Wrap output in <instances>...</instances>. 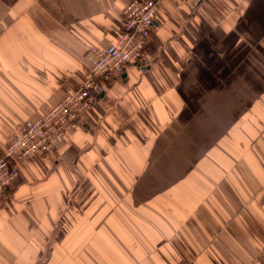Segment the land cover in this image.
Listing matches in <instances>:
<instances>
[{
    "label": "crops",
    "instance_id": "crops-1",
    "mask_svg": "<svg viewBox=\"0 0 264 264\" xmlns=\"http://www.w3.org/2000/svg\"><path fill=\"white\" fill-rule=\"evenodd\" d=\"M132 0H0V155L85 80ZM53 157L17 162L0 264H247L264 249V0H162L142 60Z\"/></svg>",
    "mask_w": 264,
    "mask_h": 264
},
{
    "label": "built area",
    "instance_id": "built-area-1",
    "mask_svg": "<svg viewBox=\"0 0 264 264\" xmlns=\"http://www.w3.org/2000/svg\"><path fill=\"white\" fill-rule=\"evenodd\" d=\"M161 2L132 0L123 10L125 24L117 40L101 49H88L84 54L86 67L82 86L42 116L26 120L11 136L0 155V204L18 175L17 162L33 156L53 157L66 132L78 126L84 112L102 93L99 80L121 79L129 65L140 63ZM247 264H264V249Z\"/></svg>",
    "mask_w": 264,
    "mask_h": 264
}]
</instances>
